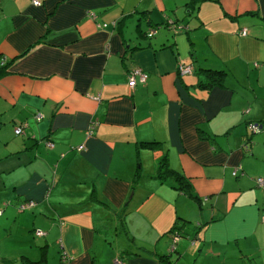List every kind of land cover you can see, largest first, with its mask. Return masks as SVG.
<instances>
[{"label": "crops", "instance_id": "1", "mask_svg": "<svg viewBox=\"0 0 264 264\" xmlns=\"http://www.w3.org/2000/svg\"><path fill=\"white\" fill-rule=\"evenodd\" d=\"M41 1L0 0V264H264V0Z\"/></svg>", "mask_w": 264, "mask_h": 264}, {"label": "built area", "instance_id": "2", "mask_svg": "<svg viewBox=\"0 0 264 264\" xmlns=\"http://www.w3.org/2000/svg\"><path fill=\"white\" fill-rule=\"evenodd\" d=\"M33 2L35 4H41V0H33ZM90 14L91 16L95 17V12L94 11H90ZM170 25L175 29V30H178L179 27H183L182 25H175L174 22L172 20H170ZM155 28L152 27L148 34L149 35H152L154 32H155ZM247 28H243L241 30V33L243 34H246L247 33ZM1 63H5V59H1ZM194 70V65L192 63H185V62H182L179 64L178 66V71L180 74H185V73H191L193 72ZM147 72L144 71L140 66H136L134 68H132V70H130L129 72V83L131 86L135 85V83L137 81H146L147 79ZM41 115L40 113L37 114V117L38 118H41ZM93 126H91V128H93ZM90 128V131L92 132L93 130ZM250 128L253 130V131H258L259 130V126H258V123L257 122H252L250 124ZM15 132L16 133H23L24 132V124H18L15 128ZM50 144L53 145L54 143L52 141H50ZM234 173L237 174L238 173V170L235 169L234 170ZM257 181L258 183L261 185V186H264V177L260 176L257 178ZM33 204H35V201L33 199H29V200H26L24 202H22L19 206L20 209H24L28 206H32ZM35 233L38 235V234H44V232L41 230V229H36L35 230ZM181 237L180 234L178 233H172V242H171V246H170V249L174 250L176 249V243L177 241L179 240V238ZM71 258L72 256L70 254H68V252L63 248L61 247V256H60V260H61V264H70L71 262ZM115 262L117 264H126V262L121 259L120 257H117L115 259Z\"/></svg>", "mask_w": 264, "mask_h": 264}, {"label": "rangeland", "instance_id": "3", "mask_svg": "<svg viewBox=\"0 0 264 264\" xmlns=\"http://www.w3.org/2000/svg\"><path fill=\"white\" fill-rule=\"evenodd\" d=\"M262 113V114H261ZM260 114L261 115H264V109L263 110H261L260 111ZM260 121H262V123H264V116H263V118L261 119V120H258V122L260 123ZM254 122H257V120H254ZM261 124V123H260ZM251 129V128H250ZM257 135H259L260 136V142L262 143V149H261V155H263L264 156V153L262 154V152H264V125H263V127H259V130H258V132H253L252 133V139H255V137L257 136ZM33 226H30L29 228H27V229H29V232H31V233H33L32 231H34V234H32V236L33 237H31V242L34 244V247H33V249H31L30 250V245H32L31 243H30V241H27V240H25V241H16V240H13V244H12V246L13 245H17V246H20V247H25V248H27V250H25V251H23V253H25V254H34V253H39L40 251L41 252H43V250H42V248H44L45 249V247H43L44 246V244H46V242H45V240L44 239H42L39 235H37L36 233H35V230H33V228H32ZM20 228V225L18 224V223H16L15 225H14V227H13V230L14 231H16L17 229H19ZM20 230H22V231H24L23 229H20ZM18 236H20L19 234H18ZM116 237L114 238V240H113V243H116V242H122L123 241V235H118V234H116L115 235ZM58 239H59V233L58 232H55L54 234H52V235H50V237H49V258H50V263L51 264H60V262H58L59 260H57L58 258H59V252H60V242L58 241ZM255 242H256V244L258 243H260V241L257 239V240H255ZM17 243V244H16ZM18 243H22V244H18ZM30 243V244H29ZM190 245H193V243H191ZM256 246V245H255ZM14 247V246H13ZM16 247V246H15ZM36 248H39V249H37L36 250ZM35 251V252H34ZM33 254L32 255H29L30 257H32L33 256ZM55 255V256H54ZM21 257V259L23 258V256H20ZM35 257H39V256H37L36 254H35ZM34 257V258H35ZM33 258V257H32ZM33 258V259H34Z\"/></svg>", "mask_w": 264, "mask_h": 264}, {"label": "trees", "instance_id": "4", "mask_svg": "<svg viewBox=\"0 0 264 264\" xmlns=\"http://www.w3.org/2000/svg\"><path fill=\"white\" fill-rule=\"evenodd\" d=\"M194 1H200V0H194ZM192 1H190L189 3H191ZM173 21V20H172ZM174 23H176V21H173ZM178 23V25L180 24V25H182V26H185V27H187V25L186 24H183L182 22H177ZM147 34H148V32H147ZM3 58V57H2ZM1 57H0V76L3 74V73H5V69H6V61H5V63H1V59H2ZM189 63H192L194 66H195V64H194V62L193 61H191V62H189ZM136 67V66H135ZM134 68V67H133ZM198 69H199V71H204L205 73H206V75H207V77H209V78H207V80H209L208 82L206 81L205 82V84L207 85V86H210V85H213V84H224L223 83V80H224V78H225V75H226V73H227V70L226 69H223V68H215V67H212V66H203V65H201V66H199L198 67ZM130 70H132V69H130ZM129 70V71H130ZM258 123V126L260 125V123L262 124V125H264V123H262V121H260V123L259 122H257ZM263 127V126H262ZM168 172H172V169H171V167L170 166H168V164L165 162V161H161V163H160V165H159V168H158V173H159V175L160 176H162V177H166V174L168 173ZM177 179H179L181 182H182V184L185 182L184 180H182L183 179V177L182 176H177ZM186 183V182H185ZM179 187H181V188H184V185H181V186H179ZM186 191H188L187 189H186ZM25 201V200H24ZM23 201V202H24ZM22 203V202H21ZM20 203V204H21ZM20 204H19V206H20ZM177 222L173 225V227H171V229H170V232H171V234L172 233H178V234H180L181 235V232L178 230V228H180L181 227V225H179V222L181 221L179 218L176 220Z\"/></svg>", "mask_w": 264, "mask_h": 264}, {"label": "water", "instance_id": "5", "mask_svg": "<svg viewBox=\"0 0 264 264\" xmlns=\"http://www.w3.org/2000/svg\"><path fill=\"white\" fill-rule=\"evenodd\" d=\"M260 127V126H259ZM262 127V126H261ZM250 132H251V134L253 133V132H256V131H253L252 129H250ZM182 236V235H181ZM176 249H174V250H172V249H170V251L171 252H173V251H175Z\"/></svg>", "mask_w": 264, "mask_h": 264}]
</instances>
